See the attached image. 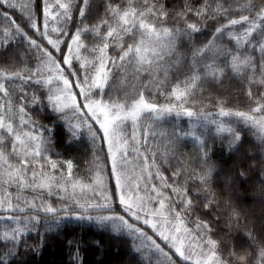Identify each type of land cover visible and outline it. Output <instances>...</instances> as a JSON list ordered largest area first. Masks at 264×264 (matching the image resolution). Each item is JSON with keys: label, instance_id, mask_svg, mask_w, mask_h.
I'll list each match as a JSON object with an SVG mask.
<instances>
[{"label": "snow or ice", "instance_id": "1", "mask_svg": "<svg viewBox=\"0 0 264 264\" xmlns=\"http://www.w3.org/2000/svg\"><path fill=\"white\" fill-rule=\"evenodd\" d=\"M68 222L128 264H264V0H0V264Z\"/></svg>", "mask_w": 264, "mask_h": 264}, {"label": "trees", "instance_id": "2", "mask_svg": "<svg viewBox=\"0 0 264 264\" xmlns=\"http://www.w3.org/2000/svg\"><path fill=\"white\" fill-rule=\"evenodd\" d=\"M198 3L199 0H196ZM172 0H169V6H171ZM19 19V13H13ZM207 31V30H206ZM207 37L200 36L199 40L203 41ZM145 79H147L145 77ZM148 94L153 95V90L149 89ZM227 95V93H225ZM156 100L160 103L165 102L164 97L161 95H156ZM238 101L235 99V95L229 96V106L236 105ZM240 103H243L241 101ZM211 110V109H210ZM55 119L54 116L49 115L43 119V123L48 125ZM182 126L187 128V118H182ZM164 127L170 128V122L165 124ZM245 136L248 139H253L249 133H245ZM66 135L63 132V126L61 122H57L55 126V133L53 135V155L59 153L64 158H74L77 165L76 171L84 176L88 175V163L92 160V150L85 140L83 142H75L71 146L65 143ZM181 152H184L186 155H195V152L192 149L191 142H188L184 147L180 149ZM217 156L220 155L219 144H217ZM103 156V153H100ZM230 163V161H229ZM175 167V162L173 163V168ZM110 168V165H109ZM173 168H168L165 166V175L170 176ZM248 192H251V189H248ZM55 202V198L53 197ZM83 235L85 240H101L104 243V249L98 250L94 246H89L86 249H81V254L84 257V264H114V261L119 259L123 264H128L131 261L129 255V246L130 241L124 242L127 238H123L119 243L120 246V256L117 258L113 255V252L118 247V242L115 240H110L109 235L99 231L94 225L87 223L79 222H68L65 226L62 227L61 233L59 235L50 234L47 237V242L45 247L42 249L41 253L33 254L27 253L24 254L22 250V255L19 258L20 261L26 262V264H71V257L69 255V250L65 245V241L71 239L73 236L79 237ZM242 236V233H241ZM239 243H244L241 240V237H237ZM31 238L29 243H31ZM132 264H135V261H132Z\"/></svg>", "mask_w": 264, "mask_h": 264}]
</instances>
